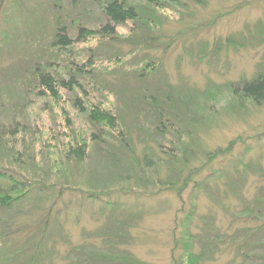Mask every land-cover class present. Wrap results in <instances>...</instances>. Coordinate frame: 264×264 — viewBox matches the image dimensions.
Instances as JSON below:
<instances>
[{
	"label": "rangeland",
	"instance_id": "374dc122",
	"mask_svg": "<svg viewBox=\"0 0 264 264\" xmlns=\"http://www.w3.org/2000/svg\"><path fill=\"white\" fill-rule=\"evenodd\" d=\"M130 1L142 7L141 20L116 26L113 36L96 34L83 41L77 38L79 26L98 31L106 23L101 8L91 1L0 0V133L4 138L0 164L12 172L31 171L28 179L45 187L42 192L36 190L38 186L30 192L21 214L12 219L18 226H11L22 233L32 228L28 220L40 226L48 217L51 193L70 188L57 205L62 226L52 224L42 238L35 233L37 241L42 240L52 252L53 259H45L43 264L76 263V252L72 253L75 247L78 252L89 247L98 254H108L111 244L104 235L109 238L110 234L118 236V248L111 247L112 255L104 263L116 264L119 250H126L139 264H177L184 255V229H188L191 211L195 212L189 226L191 234L204 227L210 229L205 225L211 223L212 216L220 231L239 232L246 225L264 227V216L253 222L240 213L252 199H259L255 210L264 206V102L235 99L229 86L264 69V0H159L158 7L147 0ZM58 14L75 41L69 51L59 53L51 47ZM69 16L76 22L67 19ZM153 37L156 39L152 41ZM230 37L240 43L229 44ZM38 59L55 63L56 70L51 69L64 78L68 67L72 71L83 69L79 79L89 101H103V108L122 118L138 157L142 158L145 151L157 154L154 158L161 166L159 173H153L154 167L139 172L140 176L167 178L171 170L165 167L163 152L175 154L179 168L184 170L182 180L188 171L199 169L181 194L152 183H138L135 170L110 162L107 155L117 148L118 133L92 122L73 106L74 97L85 99L81 93L61 90L60 99L37 98L29 86L28 67ZM146 63L159 69L157 76L150 77L152 87L161 78L177 97L200 103L197 117L202 120L187 118V129L180 136L183 139L176 140L172 132L145 139V129L152 122L135 94L139 86L132 69ZM16 121L24 131L13 135ZM83 143H87L88 152L77 162L68 151ZM186 144L193 150L188 160L182 152ZM8 148H13V153L21 151L22 158L27 159L25 167L14 163ZM210 153L216 154L208 160ZM29 155L36 160L29 161ZM217 172H221L219 176ZM91 192L101 193V201L88 199ZM108 201L118 202L119 209L112 211ZM4 216L0 215V234L5 231L3 241L10 248L17 247L23 242L10 231L9 221L2 224ZM114 221L125 222L127 227L118 229ZM56 226L61 234L51 238L52 230L59 233ZM124 230L128 239L121 240L119 234ZM261 232L264 241V229ZM230 233L223 234L225 240H233L234 233ZM262 243L253 255L258 264H264ZM194 251L199 248L195 246ZM228 251L201 264H243L240 253L233 247ZM86 254L88 251L83 256Z\"/></svg>",
	"mask_w": 264,
	"mask_h": 264
},
{
	"label": "trees",
	"instance_id": "16d2710c",
	"mask_svg": "<svg viewBox=\"0 0 264 264\" xmlns=\"http://www.w3.org/2000/svg\"><path fill=\"white\" fill-rule=\"evenodd\" d=\"M88 1L95 3V5L101 8L106 23L102 25V27L98 31L91 30L85 26H79V28L77 29V38H82L81 40L83 41L89 38V36L96 34L113 36L116 33V26L123 25L129 21L139 20V16H141L142 7H140V5L134 4L133 1L131 2L130 0ZM147 1L152 3V5H154L155 7H158L159 5V0ZM54 6L57 9L59 5L55 3ZM67 19H71V21L73 20L74 22H76L75 18H71L70 16ZM64 21V18L58 14L54 20V27H52L54 29V32L52 35L51 47L56 48L58 53L62 51H69V48H71L75 42L73 35L69 33L70 27L68 26V24L66 25V21ZM148 26L150 27V25ZM153 39L156 38L153 37L151 40L153 41ZM227 40L229 44L233 46L240 43L239 41H237L238 38L236 40L235 38L230 37ZM54 65L55 63H53L52 65L49 59H38L35 62L30 63V67H28V71L31 74L29 86L32 87L37 95V98L42 99L44 97H49L53 98V100H57L61 97V90H66L70 93H81L85 97V99L82 100L78 96L74 97L72 99L73 106L78 109L79 112L87 114L92 122L98 125H104V127H107L110 131H115L116 133H118L115 140L118 146L116 149L110 150L107 155L110 159V162L113 165H118L121 167L126 166L127 170H135L137 172L138 183L146 186H148L147 183H152V185L169 188L170 190H177L178 194L180 195L181 191L188 186L193 175L197 173L199 169L188 171L187 175L182 180V171L184 170L179 168L178 162L176 160L177 157L175 156V154L173 155L172 153L163 152L165 158L167 157L168 159H165V167L167 165L169 170H171L167 173V178H165V180H162L160 177L156 176L154 178L147 177V179H145L143 176H140L138 174L139 172H144L146 169L154 167L155 168L153 173L155 175L159 173V171L161 170V166L156 165L157 162L154 158V156H157V154L154 151H151V153L145 151L142 158L138 157L134 150V142L133 140H131L132 135L130 136L129 134H127V131H125L122 118L119 117V115H117L113 110L103 108V106L105 105L103 101L98 102L99 104H92L89 101V96L87 95V91L84 88V84H81L79 79L81 78V75L83 73L82 68L72 71L71 68L68 67L67 72L69 73L67 74V77L64 78L58 76V74L51 69V66L52 68H54ZM144 65L145 66L141 68L137 67V69H132V75L137 78V83L139 86L138 91H136L135 94H137L138 97H140V99L143 101L145 105L144 113L145 115L147 114L149 118H151L149 122H152V124L150 125L151 127L149 126V128L145 129L146 133H148L144 135L146 137L145 139H154L156 136L163 137L164 134H168L169 132H172V134H176L174 136L176 140L183 139V137L180 136L181 132L184 133L187 129L185 121L187 118L191 119V116L192 122L198 121L199 116L197 117V115L199 114L198 110H200V103H196V99H189L188 101L182 99V97H177L172 90L173 88H171V86L161 78L158 80L157 84L152 87V84L150 83V77L157 76L159 69L157 68V66L151 65V63H146ZM54 69L56 70V68ZM229 86L235 99L237 98L243 101L249 100L258 103L264 102V69L263 71H259L250 79H242L239 82L233 83ZM178 107L183 108L181 109L182 111L178 110ZM19 126L20 123L16 121L12 131L13 135L24 131V127L20 126L19 129ZM139 137L141 136L139 135ZM96 138H93V140H95ZM3 139V135L0 133V147L3 146ZM156 142L158 146L162 147L158 139H156ZM189 145L186 144L182 151L184 156L183 158L185 160H188L190 153L193 152V150L188 147ZM147 148L151 150L152 147ZM169 151L174 152V150L172 149H170ZM87 152V143H83L82 145L76 147H70L68 151L69 155L74 157L77 162L82 161L85 158ZM7 154L15 160L14 163H19V166H21L22 168L27 164V159L22 158L21 151L16 150L13 153V148H8ZM215 154L216 153L208 154L207 159L210 160ZM27 158L31 162L33 159L36 160V158H31V155L27 156ZM220 173L221 172H217L216 175L219 176ZM31 174L32 172L28 170L25 171L24 174L19 172H12L10 171V169H6V167L0 164V215H5L3 217L4 219H1L2 224L5 225L9 221V225H7L9 226L10 231L14 234H17L16 237H18V239L23 242L17 247L10 248V246L3 241V234H5L6 232L4 231L3 234H0V264H43V260L53 259L51 257V250L45 247V243L42 240H39V242L37 241L35 233L39 234L40 238H42L47 234L52 224H60V210L57 205L63 201L64 194L70 191V188L66 187L53 191V193H51V198L53 199V201L48 209V217H46L44 223L36 227V225H34L35 222H33L32 220H28L32 228H26V230H24L25 233H22V231L20 232L18 228L14 229V227L11 226H18L15 221H12V219L21 214V211L23 210L21 206L23 202H26L28 200L31 191H33L37 186L38 187L36 188V190H39V192L44 191L45 188L43 185L36 186V183L31 182L28 179V175H30L29 177H31ZM42 179L44 180V182L48 180L47 176L43 177ZM207 180L208 177L206 179V182ZM181 181L182 184L179 185ZM208 185V182L205 183L206 191H208L209 189ZM100 194L97 195L96 193L91 192L88 195V199L99 202V200L101 201V198H99L101 197ZM107 203H109V206L107 207L111 208L112 211H115V208H118L116 207L119 204L118 202L108 201ZM256 203H259V199H252L250 202L245 203V207H243V209L240 211L244 218L252 219L253 222L264 216V206L258 205L257 210H255L254 208ZM192 215L194 216L195 212L191 211V214L188 215L191 217L187 222L188 229H184V255L182 256L180 262L177 264H201L206 260L214 259V257L218 253L226 254L227 252H229L228 250L232 249V247L235 249L236 253H240L239 256H242L243 264H258L255 261V257L253 255L257 254L256 251H259V249L261 248V241H263V232H261V230L264 229L262 224L258 225V227L246 225L244 228L242 227V231L230 233V231H220V229H217L215 227L213 221L214 218L212 216L211 223L205 225L209 226L210 229L204 227L201 228L202 232L198 231L196 234H191L189 232V226L190 223L193 224ZM208 215L210 216L211 214ZM200 218H205V215L202 217L200 216ZM201 221H203V219H201ZM125 224L127 223H122L120 221L115 222V226L118 229L125 228ZM59 226L62 225L60 224ZM59 226H56V230H59L58 234H56L55 229L49 232L51 238H53L55 235L61 234V228H59ZM196 226V228H199V225ZM35 228H37L36 232L34 231ZM117 228L115 230V233L118 230ZM125 230L121 231V233L124 232L123 234H119L121 240H124L126 238L128 239V232ZM255 230L257 231V233H255ZM227 233H234V236L231 237V239H233V242L231 240H225L223 234L227 235ZM103 234L105 233H102L100 235ZM104 238L106 242H110L111 247H117V245L115 244L117 243L116 239L118 238V236L116 238H113L110 234L109 238H107L106 235H104ZM195 246L199 248L198 252L194 251ZM111 247L106 250L108 254L101 253V251H99V254L101 253V255H99L98 252L90 251L89 247L81 249L80 252H78L79 248L75 247L72 253L76 252V259L78 261L76 263L75 261H73L72 264H109V262H104L107 256L112 255ZM86 251H88V254L83 256V253H85ZM117 259L118 260L116 261V264H139L138 262L132 260L133 258L131 254H129L126 250H119Z\"/></svg>",
	"mask_w": 264,
	"mask_h": 264
}]
</instances>
